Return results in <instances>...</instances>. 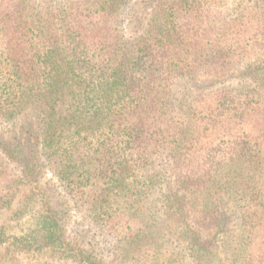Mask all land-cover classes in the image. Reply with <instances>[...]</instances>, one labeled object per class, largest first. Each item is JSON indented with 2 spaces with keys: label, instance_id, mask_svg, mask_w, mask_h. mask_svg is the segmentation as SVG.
Masks as SVG:
<instances>
[{
  "label": "trees",
  "instance_id": "obj_1",
  "mask_svg": "<svg viewBox=\"0 0 264 264\" xmlns=\"http://www.w3.org/2000/svg\"><path fill=\"white\" fill-rule=\"evenodd\" d=\"M241 1L189 34L179 17L195 2L169 0L133 36L130 0H0V119L27 116L43 134L27 130L12 157L40 141L62 158L96 228L70 240L45 188H31L11 216L28 209L33 225L11 236L0 224V264L45 247L73 264H264V0ZM213 68L236 84L213 98L178 88L186 69ZM33 177L26 162L21 178ZM10 193L0 185V209Z\"/></svg>",
  "mask_w": 264,
  "mask_h": 264
},
{
  "label": "rangeland",
  "instance_id": "obj_2",
  "mask_svg": "<svg viewBox=\"0 0 264 264\" xmlns=\"http://www.w3.org/2000/svg\"><path fill=\"white\" fill-rule=\"evenodd\" d=\"M190 1L195 2V7L198 10L187 13L182 9L179 17L181 20L180 24H183L185 31L189 34H191V31L187 28L194 27L197 24L205 25V22L208 20L217 21L224 18L229 19V12L232 7L237 3H242L241 0ZM166 2H169V0H130L126 18L122 23L123 27H126L130 35H139L142 30L140 24L142 22L145 23L155 11L161 7L163 8ZM242 7L244 8V4H242ZM255 34L256 31L253 35ZM248 45V41L246 43L236 42L235 47L238 48L236 52L245 49ZM158 62L160 64L159 59ZM233 73H228L222 69L218 71L216 68H213L207 71H201L200 73H196L195 76H192L193 74H190L188 69H186L187 77L178 88L184 90L190 85V88H187V90H195L199 94L209 93L210 95L208 96L213 98L216 93H220V90H230L236 84L237 80L232 76ZM240 78L241 74L239 73L237 74V79ZM4 80L9 81L8 79ZM56 108L59 114H62L63 110H65V106H62L61 102L56 104ZM201 125L203 128L206 127L207 131L210 132L211 128L215 126V123H212L208 119ZM216 126L219 125L217 124ZM27 130H30L29 133H33L36 137L43 136L35 120H30L27 116H22L21 119L15 121H2L0 119V136L5 144H7V151L3 145L0 146V185L2 187L3 185L7 186L11 190L10 197L15 196L13 211L9 208L0 209V224H7L11 231V236H21L27 227H32L35 219L29 213L28 209L12 219L11 215L16 209L17 202L20 203L21 201L19 199L23 197L22 195L28 193L31 188H45L48 198L47 201L50 203L51 208L55 210L57 216L61 218V221L63 220L66 231L70 234L69 239L78 241V239H74L77 238L76 235L78 232L88 234V230H91V232L94 229L96 230L93 227V218H91L93 217L91 215L92 211L89 209V203L92 201V198L85 195L86 189L84 190L82 188L84 186L79 183L80 178L77 173L71 175L70 179L64 177L62 158L55 160L54 157L53 159L47 157L41 149L40 141L35 144V152L33 154L23 152L17 153L18 158L12 157L14 155V149L18 152L20 150L26 151L25 146L30 144L32 138L29 137ZM26 162L31 163L34 168V177L32 180H29V183H26L21 178ZM5 200L2 199L1 202ZM76 201H79V207L75 205ZM17 252L15 258L4 264H73V262L62 260L58 251H54L51 247H45L40 251L36 249L25 251L21 248Z\"/></svg>",
  "mask_w": 264,
  "mask_h": 264
}]
</instances>
